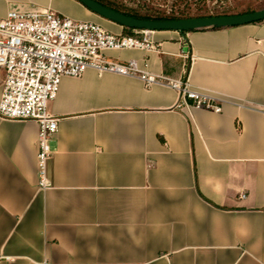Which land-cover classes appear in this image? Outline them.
<instances>
[{
  "label": "crops",
  "instance_id": "1",
  "mask_svg": "<svg viewBox=\"0 0 264 264\" xmlns=\"http://www.w3.org/2000/svg\"><path fill=\"white\" fill-rule=\"evenodd\" d=\"M11 6L124 34L76 0H0V16ZM148 36L104 54L185 78L220 111L137 75L62 76L44 188L37 124L0 118V264H264V19Z\"/></svg>",
  "mask_w": 264,
  "mask_h": 264
},
{
  "label": "built area",
  "instance_id": "2",
  "mask_svg": "<svg viewBox=\"0 0 264 264\" xmlns=\"http://www.w3.org/2000/svg\"><path fill=\"white\" fill-rule=\"evenodd\" d=\"M139 31L140 36L111 33L96 22L41 6H11L0 16V67L4 70L0 118L37 124L39 187L49 185L46 164L53 153L50 138L57 131L59 117L47 110V103L55 97L62 76L79 77L88 68L98 74L137 75L147 87L160 82L174 89L178 107L190 101L195 107L220 111L213 97L192 89L185 78L156 76L139 69L133 59L121 63L106 58L105 50L153 49L148 30Z\"/></svg>",
  "mask_w": 264,
  "mask_h": 264
},
{
  "label": "water",
  "instance_id": "3",
  "mask_svg": "<svg viewBox=\"0 0 264 264\" xmlns=\"http://www.w3.org/2000/svg\"><path fill=\"white\" fill-rule=\"evenodd\" d=\"M86 9L121 26L141 30L172 29L178 31L190 30L209 26H232L251 23L264 19V8L242 14L220 16L191 17L173 20L142 19L129 16L111 9L96 0H76Z\"/></svg>",
  "mask_w": 264,
  "mask_h": 264
},
{
  "label": "rangeland",
  "instance_id": "4",
  "mask_svg": "<svg viewBox=\"0 0 264 264\" xmlns=\"http://www.w3.org/2000/svg\"><path fill=\"white\" fill-rule=\"evenodd\" d=\"M127 7L140 9L150 13H175L194 15L204 11L215 12L229 10L230 12L264 8V0H109ZM118 51V50H116ZM116 53L107 52L108 55Z\"/></svg>",
  "mask_w": 264,
  "mask_h": 264
},
{
  "label": "trees",
  "instance_id": "5",
  "mask_svg": "<svg viewBox=\"0 0 264 264\" xmlns=\"http://www.w3.org/2000/svg\"><path fill=\"white\" fill-rule=\"evenodd\" d=\"M96 1H98L99 3L111 9H114L116 11H119L121 13L127 14L135 18L153 19V20H173V19H185V18H191V17L220 16V15H228V14H242V13L253 11L252 9H248V10L230 12L229 10L225 9L222 11H215V12L204 11L203 13H198L194 15L183 14V13L175 14L173 12L168 13V14L167 13H150V12L142 11L140 9L136 10L131 7H127V6L118 4V3H114L115 1H109V0H96ZM255 22H258V21H255ZM122 27H123V30H124L123 32L125 35H132V30H134V28H128L124 26ZM213 27H224V26H213ZM135 30H139V29H135ZM190 30H194V29H190ZM190 30H184L182 32H186ZM184 44L185 46H188V43L186 41Z\"/></svg>",
  "mask_w": 264,
  "mask_h": 264
}]
</instances>
